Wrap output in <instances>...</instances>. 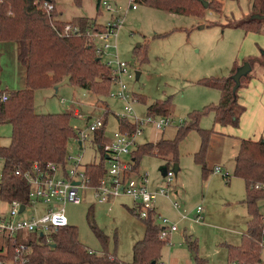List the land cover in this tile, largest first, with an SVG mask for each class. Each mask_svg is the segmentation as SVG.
Listing matches in <instances>:
<instances>
[{"label":"rangeland","instance_id":"rangeland-1","mask_svg":"<svg viewBox=\"0 0 264 264\" xmlns=\"http://www.w3.org/2000/svg\"><path fill=\"white\" fill-rule=\"evenodd\" d=\"M105 1L111 6V11H106L98 0H54L55 10L61 13L57 21L76 24L78 18H85L89 20L87 26L92 24L98 31L112 22L116 27L108 39L110 47L100 60L108 63L110 76L119 62L127 65L126 70L131 77L122 76L121 80L133 98L131 105L136 115L145 118L150 104L169 102L171 109L167 116L172 119V126L162 132L154 131L151 126L145 127L136 139L137 144L155 145L160 139L173 140L179 129L192 124V114H200L198 128L213 131V115L203 116L199 112L206 106L216 105L219 95L200 81L219 78L228 72L244 35L227 25L248 13L251 0H206L214 1V6L219 5V13L198 4L197 17L171 14L130 0ZM133 4L135 9L131 8ZM8 15L11 16V12ZM136 72L139 73L138 79H135ZM106 77V72L95 77L94 89L90 91L75 83L36 89L33 92L34 112L39 115L69 112L72 128H84V120L102 117L106 122L103 135L111 137L118 131L116 116L126 117L128 121L133 119L124 111L121 101L100 90L101 87L106 90L109 87ZM22 78L15 44L0 43V85L11 93L23 87ZM116 86L111 82L109 91L115 92ZM11 135V124L0 123V147L10 144ZM215 138L211 137L206 146L203 157L205 174L201 164L195 161L201 145L196 129L188 131L177 142L176 162L171 156L159 157L155 151L140 159L139 170H147L149 182L152 180L155 185L151 190L165 182L159 171L161 167L173 170L177 163L179 168L174 172L168 195L179 203V213L185 218L179 219L178 212L168 201L162 197L157 199L162 209L173 215V222L178 227L170 237L172 246L162 242L159 262L264 264V253L257 243V247L249 250L250 253L228 249L241 246L244 236L253 242L254 225L244 203L245 183L233 175L230 151L235 144L232 141L219 142ZM69 147L71 153L76 152L70 142ZM82 157L84 164L98 163L101 155L97 144L92 140L85 142ZM216 165L221 167L223 174H227V178L214 172ZM2 166L0 158V174ZM131 206L130 198L121 196L112 205L88 198L80 204L66 203L64 210L68 226L76 228L78 241L87 251L97 257L106 252L128 264L132 261L133 245L144 236L143 223L130 213ZM197 206L202 209L200 222L194 220ZM256 207L259 214H264V198L256 200ZM7 208L6 204L0 203V211ZM164 213L162 216L166 217ZM97 233L105 238L104 245Z\"/></svg>","mask_w":264,"mask_h":264},{"label":"trees","instance_id":"trees-1","mask_svg":"<svg viewBox=\"0 0 264 264\" xmlns=\"http://www.w3.org/2000/svg\"><path fill=\"white\" fill-rule=\"evenodd\" d=\"M44 1H0V43L15 44L16 58L20 65L24 84L22 88L9 93V100L6 103L0 104V123L7 122L12 126L10 144L0 147V158L3 161L0 178L1 201L19 200L26 203L28 185L22 178L14 176V172L29 170L34 163H37L41 168L47 163H63L67 145L70 139L75 136V131L70 126L72 118L70 114L39 115L34 112V90L55 86L69 77V83H75L82 89L90 91L94 89L95 77L103 72L107 74L106 81L109 83V87L107 90L105 87H101L100 90L108 94L111 84L109 67L95 54L93 46L84 35L87 28H93L92 24L87 26L89 20L85 18L76 20V25L82 32L79 36L61 37L58 33L67 23L57 21L61 13H57L58 10H55L54 0H49L54 5V9L47 15L42 9ZM101 1L98 0L99 4ZM134 3L144 4L171 14L196 17L198 16L196 6L199 4L203 8L198 0H134ZM219 7V5L214 6V1H209L206 9L219 13ZM10 12L11 16L8 15ZM252 16H264V0H251L250 16L239 23H229L227 26L241 29L244 33L264 32V18ZM51 21H53L52 24ZM236 69H233L227 78H204L200 81L203 86L218 90L220 94L216 105L206 106L199 112L203 116L211 113L214 124L238 126L242 108L237 104L235 83L232 80ZM170 109L169 102H156L147 108L149 114L159 116H167L170 114ZM199 115H190L192 124L179 129L173 140L160 139L155 145L149 143L139 145L131 156L132 172H138L141 157L153 151L161 158L171 156L172 161L176 162L177 142L188 131L196 129L201 137V145L195 154V161L201 164L202 172L205 174L207 170L203 157L207 143L214 132L198 128L197 118ZM119 124L123 130H134V126L128 124L124 119L120 120ZM102 135V130L97 133L96 143H103ZM85 172L90 179L89 184L95 185L105 175L104 162L100 159L98 163L85 164ZM233 175L241 178L245 183L244 203L247 206L254 230L251 234L253 242L247 241L244 236L241 246L228 249H238L242 254H245L257 247L256 243L258 245L260 237V214L256 207V200L264 198V190L251 189L250 185L264 182L263 140L240 141L238 151L233 159ZM142 223L144 236L133 245L132 261L128 264H158L163 245L158 238L159 228L152 220L142 221ZM93 229L95 232L97 231L94 227ZM97 236L104 245L105 238L98 233ZM52 241L53 243L48 245L40 238L29 240L32 264H125L119 261L115 255L103 252L101 257H97L87 251L79 243L74 227L66 226L58 229L52 234ZM232 255L230 252L231 257Z\"/></svg>","mask_w":264,"mask_h":264},{"label":"built area","instance_id":"built-area-1","mask_svg":"<svg viewBox=\"0 0 264 264\" xmlns=\"http://www.w3.org/2000/svg\"><path fill=\"white\" fill-rule=\"evenodd\" d=\"M130 1L134 3V0ZM100 5L104 6L106 11H111V6L105 0H102ZM131 8L135 9L136 5L133 4ZM42 9L49 15L54 5L45 0L42 3ZM115 27L116 25L110 22L100 31L93 26L84 32L98 57L101 58L104 51L110 47L108 39L113 35ZM58 34L61 37H71L79 36L82 32L78 25L67 23ZM106 66L109 67L108 63ZM126 68L125 63L119 62L116 70L111 72V82L118 86L115 92L109 91L108 95L124 104L123 109L132 117V121H128L126 117L116 116L118 131L111 137L102 135L103 143H96V135L99 131H104L106 122L102 117H97L92 121L86 119L84 128H73L75 136L69 142L76 152H70L71 148L68 143L63 163H47L43 168L34 163L29 170L14 172V176L26 182L28 193L26 203L19 200H0L1 204L8 206L7 209L0 211V264H32L29 240L40 238L45 244L51 245L53 243L52 234L68 226L64 205L66 203L80 204L88 198H94L98 203L107 204L121 196L130 198L132 206L129 210L133 216L144 222L152 220L159 228L158 238L167 246H172L170 237L178 230V227L175 222L157 212L156 202L159 197L165 198L178 212L180 219L185 218L182 213H179V203L168 195L170 184L175 176L174 171L166 168V174L163 176L165 182L158 185L159 187L155 190H151L149 187L150 173L147 170L132 172L131 156L139 146L136 139L145 127L151 126L154 131L162 132L172 126L173 121L168 116L151 113L146 114L145 118H139L136 115L131 105L133 98L121 80L122 76L131 77ZM8 100L9 92L0 85V104ZM122 119L134 126V130H123L119 124ZM89 140L97 144L105 168V175L95 185L89 184L90 179L86 176L85 164L82 161L84 143ZM122 157L130 159L126 161ZM214 172L227 178V174H223L219 167H216ZM250 188L264 190V182L251 184ZM21 206H24L23 210H20ZM201 212V207L197 206V215L194 217L196 222L202 219ZM258 245L264 253V214H260ZM158 264L165 263L160 261ZM231 264L238 263L232 262Z\"/></svg>","mask_w":264,"mask_h":264},{"label":"crops","instance_id":"crops-1","mask_svg":"<svg viewBox=\"0 0 264 264\" xmlns=\"http://www.w3.org/2000/svg\"><path fill=\"white\" fill-rule=\"evenodd\" d=\"M247 11L248 13L242 15L240 19L235 20L232 18L234 19L232 23H239L241 20L248 18L250 16V5ZM232 29L241 31L244 37L238 46V51L235 53L233 62L228 68V72L226 74H222L219 78H227L231 75L233 69L242 66L244 62L249 63L250 71L247 75L240 78V86L236 90L237 104L240 108H242V112L239 115L238 126L232 127L231 125L221 126L219 124H215L213 127L214 134L212 138L216 137V141L219 142L224 141L228 143L232 141L235 144L230 151V157L232 158L231 161L233 164V159L238 151L240 141H264V32L244 33L241 29ZM211 90L216 91L220 96L218 90ZM219 96L217 100H219ZM129 159L130 158L126 159V161ZM214 167H219L221 169L219 165ZM154 186L153 181L150 180L149 187L152 188ZM163 199L166 200L165 198ZM114 202L115 200L111 202L110 205ZM168 203L170 204L169 201ZM156 210L161 215L162 212H165L164 214H166V217L168 216L167 218L173 221V215H170L168 211L162 209V205L159 201L156 202ZM178 218L180 219L179 214Z\"/></svg>","mask_w":264,"mask_h":264},{"label":"water","instance_id":"water-1","mask_svg":"<svg viewBox=\"0 0 264 264\" xmlns=\"http://www.w3.org/2000/svg\"><path fill=\"white\" fill-rule=\"evenodd\" d=\"M46 1H49V0H46ZM198 1L202 4L203 8L206 9L208 7V2L207 1H205V0H198ZM252 17H256V18H260V19L264 18V16H252ZM249 71H250V66H249V63L248 62H244L242 64V66H240V67H238L236 69L235 73L232 75V80L235 83L234 90H237V88L239 87L240 78L243 77V76H245V75H247V73ZM138 77H139V73L136 72L135 73V79H138ZM63 84H69V77L65 78V80L63 82L59 83L58 85H63ZM177 170H178V165L177 164H174L173 165V171L174 172H177ZM159 171H160V173H161L162 176H165V174H166V167L165 166L161 167L159 169ZM23 207L24 206H21L20 210H23ZM52 246H54V245H52Z\"/></svg>","mask_w":264,"mask_h":264}]
</instances>
